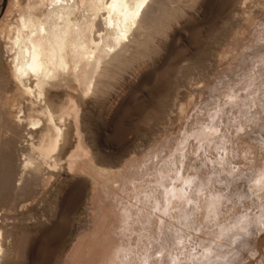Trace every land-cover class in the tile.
<instances>
[{"label": "rangeland", "instance_id": "obj_1", "mask_svg": "<svg viewBox=\"0 0 264 264\" xmlns=\"http://www.w3.org/2000/svg\"><path fill=\"white\" fill-rule=\"evenodd\" d=\"M235 1L194 0L196 5L175 7L170 17L156 24V29L165 24L164 37L153 32L152 36L162 38L161 48L156 49L155 41L148 38L149 47L129 53L114 80H105L98 95H83L78 104L84 150L76 167H69L67 160L78 140L72 117L64 120L67 141L54 153L56 163L34 155L41 162L38 179L23 194L10 185L0 167V237L5 252L0 264H105L111 261L109 256L113 262L108 264H193L188 252L202 253L200 245L215 235L219 224L242 212L253 217V228L240 237L245 240L237 252L232 251L230 264H264V225H255L258 211L264 209L260 188L264 179V105L260 107L264 104V0H239L238 6ZM8 5L9 0H0V19ZM236 8L238 16L232 14ZM0 48L1 93L11 102L17 99V91L1 40ZM250 91L260 101L253 108L250 95L243 98ZM65 92L75 96L74 87L50 88L47 96L60 103ZM20 104L26 115L29 98L22 97ZM207 121L215 122L214 130L205 128L206 135L199 139L195 132ZM28 126L23 119L20 131ZM221 137L227 151L214 143ZM32 140L37 141L36 132ZM225 152L228 162L220 157H226ZM18 160H13V166ZM164 167L166 176L178 169L184 173L182 178L198 173L207 181L202 202L213 207L201 205L192 223L183 218V225L180 220L166 221L157 238L149 237L139 198L153 183L162 184ZM98 169L110 170L111 175H100ZM118 170L119 176L125 173L122 180ZM149 238L156 240L148 242Z\"/></svg>", "mask_w": 264, "mask_h": 264}, {"label": "bare ground", "instance_id": "obj_2", "mask_svg": "<svg viewBox=\"0 0 264 264\" xmlns=\"http://www.w3.org/2000/svg\"><path fill=\"white\" fill-rule=\"evenodd\" d=\"M193 1L194 0H9V5L6 7L5 12L0 19V24H2L0 26V40L3 43L5 54L8 55L10 63L9 75L11 77V83L12 80L14 82L17 91V99L11 101V103L6 97L4 98L3 93H1L3 92L2 81L4 80L1 79L0 167L8 182L11 183L10 185H12L15 190L18 188V191L16 192H19L20 190L19 193H21V191L27 186L30 187L31 185L36 184L38 179L37 173L40 170L41 162L35 161V154L38 155L41 160L48 158L53 159L54 164L56 163L57 156H54V153L56 150L60 149L61 143H64L68 135L67 129L64 127V123H66L64 120L66 117H70V119L72 117L74 119L75 132L78 136L75 149L71 150L67 157L69 167L73 168L75 166L84 150L79 130L80 114L78 103L80 102V99L83 95L89 92H91V94L97 93L98 95L104 81L117 74L116 71L118 65L126 60L129 53L134 50L138 51L146 46L148 38L151 37L155 41L156 49H158V46L161 48L160 40L162 38H160V40L157 38L160 37L159 34L162 36L166 31L165 24L163 26L160 25L161 28L159 29H156V24L161 18L165 16L170 17L171 11L176 10L175 7H182L179 6L182 4L185 6L187 5L188 7ZM235 2L236 6H238L239 0ZM193 5L196 4L192 3V6ZM183 8L186 9V7ZM185 9L182 10L185 11ZM191 9L193 8L191 7ZM231 9L233 10L234 8ZM188 10H190V8ZM232 10H230L229 15ZM232 14L238 16L239 9L236 8V11ZM191 16H193V14ZM196 16L194 13V17ZM154 31L158 32L159 37L156 35L152 36L154 35ZM164 43L163 46L166 44ZM0 49L2 50V48ZM4 52L2 54H4ZM153 58L155 59V57ZM120 75H118V77ZM57 87H74L75 96L65 92V100L60 103H55L48 98L47 92L50 88L56 89ZM254 93L255 91H250L248 92V95L246 94L243 97L246 98L250 95V107L252 104H260V101L257 102V97H253ZM229 96L233 98L235 94L230 93ZM22 97L29 98L30 102L26 115H23V106L20 104V99ZM261 104L260 107L263 108L264 104H262V106ZM16 105L17 108H15ZM237 105L234 103V106ZM13 109H16V114H14L15 111H13ZM23 119L27 121V124L29 125L24 132L20 131L19 127V124ZM209 120L213 121L214 118ZM214 123L211 122L208 124L207 121L205 125L202 124L203 126L195 132L196 137L199 136V139L204 137L206 135L205 128H208L209 131L212 130L214 128ZM38 124V129L32 131L36 129V127L33 126ZM31 128L33 129L31 130ZM35 132L37 133L36 142L32 140V135ZM210 132L212 133V131ZM223 139L224 138L221 137V141H218L217 139L214 143L219 144L218 148L226 150ZM211 141L212 139L208 140V142ZM225 153L226 157L224 158L222 157V154H220L222 162L223 160L224 162H228L227 152ZM14 159H19L20 161L18 160V163L13 166ZM51 162L52 160L50 163ZM163 170L164 171H161V177L164 179L162 184L153 183L148 189L144 190L143 196L140 195L141 197L139 198V200L144 203L139 211L141 213L140 215L143 216V219L146 222L145 230H147L146 234H150L149 237L153 236L157 238V234L162 231L166 221L173 222V219L174 221L180 220L181 222H178L183 225L184 222L181 219L183 218L185 221L188 220L187 222L192 223L195 211L199 209L201 205L202 209L207 208V206H205L207 202H202V200H204V194L206 196V193H208V190H206L207 181H202V179L198 177V173L195 175L194 172H191V174L188 173V175L182 178L184 173H182L180 169L175 173L173 172L174 174L167 176L164 175V173L169 174L167 173L168 168L164 167ZM239 170L240 173H242L240 168L238 171ZM97 172L100 175H111V173H109L110 170L107 172L106 169H98ZM116 173H118V178H121V176L125 174L124 172V174L120 172L121 176H119V170ZM113 175H115V173ZM194 175L196 176L195 178ZM125 177L128 176L125 175ZM168 178H171V180ZM235 179L237 178L233 176L232 180L234 181ZM228 181L226 180V182ZM4 184L2 183V185ZM223 185L225 184L223 183ZM262 187L264 189V179L261 180L260 188ZM235 188L236 187H234V189ZM108 190L110 192L111 189L109 188ZM209 196L211 195L209 194L208 197ZM214 197L215 196L212 198L214 199ZM216 200L220 199L216 198ZM216 200H214V202L217 203ZM210 203L211 202H209V204ZM130 205L132 204L130 203ZM210 207L213 206H209V208ZM197 213L200 214L199 212ZM258 213L259 215L255 218V225H259L258 227L261 228L264 225V209H261ZM252 218L253 217H249L245 212H242L241 216H236L232 220L228 219L220 223L215 235H213L211 239H207V243L205 242L200 245L202 247V253H200L201 251L197 252L198 250H190L191 253L189 254L188 252V255L186 254L191 260L190 262L193 264H230L234 261L232 260L234 257L232 251L237 252L239 246L242 245L240 242L245 240L243 239V236L252 232ZM250 219L251 221H248ZM139 237L140 235L138 234L137 238ZM240 237H243V240ZM3 239H5V237H3ZM146 239L147 238H145V240ZM154 239L155 238H149L148 242L150 240L153 242ZM247 240L249 239L247 238ZM237 241H239V243H237ZM245 245L248 246L249 244ZM250 246H252L251 243ZM187 250L188 249H185L184 251ZM240 250L242 249L240 248ZM110 252H112V250ZM128 252L130 253L129 250ZM4 254L5 252L0 237V260H2ZM110 254L111 253H109L108 256ZM117 256L120 257L118 253ZM108 258L111 260H107L108 262H113L111 259L113 257L109 256ZM189 259L187 261H189ZM108 262L105 264H108Z\"/></svg>", "mask_w": 264, "mask_h": 264}]
</instances>
